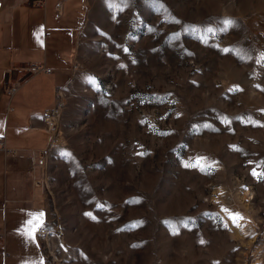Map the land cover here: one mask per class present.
I'll list each match as a JSON object with an SVG mask.
<instances>
[{"label": "rangeland", "instance_id": "rangeland-1", "mask_svg": "<svg viewBox=\"0 0 264 264\" xmlns=\"http://www.w3.org/2000/svg\"><path fill=\"white\" fill-rule=\"evenodd\" d=\"M87 4L45 179L12 161L47 264H264V0Z\"/></svg>", "mask_w": 264, "mask_h": 264}, {"label": "crops", "instance_id": "crops-1", "mask_svg": "<svg viewBox=\"0 0 264 264\" xmlns=\"http://www.w3.org/2000/svg\"><path fill=\"white\" fill-rule=\"evenodd\" d=\"M87 2L33 0L0 14V264H47L38 237L43 215L17 203L34 198L37 179L12 161L20 156L23 162L24 153L49 144L43 117L74 85L75 43ZM37 64L52 73L32 75L29 67ZM28 165L34 174L33 163Z\"/></svg>", "mask_w": 264, "mask_h": 264}, {"label": "built area", "instance_id": "built-area-1", "mask_svg": "<svg viewBox=\"0 0 264 264\" xmlns=\"http://www.w3.org/2000/svg\"><path fill=\"white\" fill-rule=\"evenodd\" d=\"M29 72L32 75H39V74L49 75L52 73V69L46 67V65H44V64H37V65L30 66ZM14 91H15V89L12 90V92H14ZM0 145H1V141H0ZM36 153H37L36 151H32V150L27 151L25 153L27 160H29L31 163H33L35 170L37 169L38 171H41V173L43 170L46 172L47 160H46V156L44 155V151H41L40 153H38V157H36V159H35ZM39 184L41 185L42 183L40 182ZM17 203L22 208H30L31 207V203L29 201H27L24 197L18 198Z\"/></svg>", "mask_w": 264, "mask_h": 264}, {"label": "bare ground", "instance_id": "bare-ground-1", "mask_svg": "<svg viewBox=\"0 0 264 264\" xmlns=\"http://www.w3.org/2000/svg\"><path fill=\"white\" fill-rule=\"evenodd\" d=\"M59 143H60V142H59ZM59 143H58V144H59ZM56 145H57V144H56ZM36 157H38V154H36L35 159H36ZM40 173H41V171H40ZM41 177H42V180L45 179V177H46V173H45L44 170H43L42 173H41ZM42 180H41V183H42V185H43V183H45V181H42Z\"/></svg>", "mask_w": 264, "mask_h": 264}, {"label": "snow or ice", "instance_id": "snow-or-ice-1", "mask_svg": "<svg viewBox=\"0 0 264 264\" xmlns=\"http://www.w3.org/2000/svg\"><path fill=\"white\" fill-rule=\"evenodd\" d=\"M31 235V234H30Z\"/></svg>", "mask_w": 264, "mask_h": 264}]
</instances>
